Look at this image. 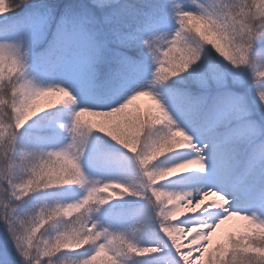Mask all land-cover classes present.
I'll return each mask as SVG.
<instances>
[{
	"label": "snow or ice",
	"instance_id": "snow-or-ice-1",
	"mask_svg": "<svg viewBox=\"0 0 264 264\" xmlns=\"http://www.w3.org/2000/svg\"><path fill=\"white\" fill-rule=\"evenodd\" d=\"M0 264H264V0H0Z\"/></svg>",
	"mask_w": 264,
	"mask_h": 264
},
{
	"label": "trees",
	"instance_id": "trees-1",
	"mask_svg": "<svg viewBox=\"0 0 264 264\" xmlns=\"http://www.w3.org/2000/svg\"><path fill=\"white\" fill-rule=\"evenodd\" d=\"M136 103H138L140 105V108H141V111L145 110L147 108V106L149 104H151V101H149L146 97H142L140 98ZM87 118V117H86ZM103 140L106 144H108L109 148L111 149H114L115 151H118V152H124L125 150H123L122 148H120L119 146H116V145H112L110 141H108V138L107 137H103ZM129 168H131V165H129ZM79 189L76 188L74 189L70 194L69 196L71 195H74ZM68 196V198H69ZM71 198V197H70ZM118 203H122V202H118Z\"/></svg>",
	"mask_w": 264,
	"mask_h": 264
},
{
	"label": "rangeland",
	"instance_id": "rangeland-1",
	"mask_svg": "<svg viewBox=\"0 0 264 264\" xmlns=\"http://www.w3.org/2000/svg\"><path fill=\"white\" fill-rule=\"evenodd\" d=\"M60 97H56V96H53V97H47V98H41L40 100H38L37 101V104H45V103H47L49 100H56V99H59ZM181 175H185V174H181ZM173 180H180L181 179V177L180 176H177V177H173L172 178ZM175 186V185H174ZM83 193H82V190H78L74 195H71V196H69V200H75V199H79L80 198V196L82 195ZM71 197V198H70ZM118 202H121V201H113L112 203L113 204H119ZM237 203H239V202H237ZM242 223H244V222H242V221H239V220H236V222H235V225H238V224H242Z\"/></svg>",
	"mask_w": 264,
	"mask_h": 264
},
{
	"label": "bare ground",
	"instance_id": "bare-ground-1",
	"mask_svg": "<svg viewBox=\"0 0 264 264\" xmlns=\"http://www.w3.org/2000/svg\"><path fill=\"white\" fill-rule=\"evenodd\" d=\"M191 175V174H188ZM237 219L230 220L226 222V224L223 226L222 230L227 229L228 227L234 226Z\"/></svg>",
	"mask_w": 264,
	"mask_h": 264
}]
</instances>
